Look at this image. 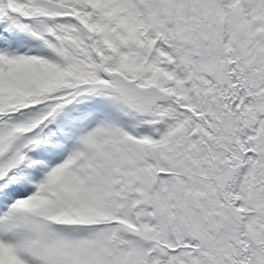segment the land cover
I'll return each mask as SVG.
<instances>
[{"label":"snow or ice","instance_id":"obj_1","mask_svg":"<svg viewBox=\"0 0 264 264\" xmlns=\"http://www.w3.org/2000/svg\"><path fill=\"white\" fill-rule=\"evenodd\" d=\"M0 264H264V0H0Z\"/></svg>","mask_w":264,"mask_h":264}]
</instances>
